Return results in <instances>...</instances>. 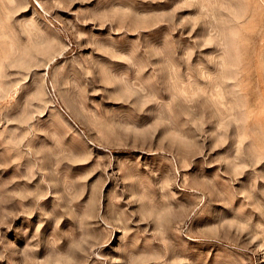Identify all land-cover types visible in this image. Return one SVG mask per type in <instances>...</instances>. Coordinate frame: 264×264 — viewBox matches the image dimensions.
<instances>
[{"label":"rangeland","instance_id":"obj_1","mask_svg":"<svg viewBox=\"0 0 264 264\" xmlns=\"http://www.w3.org/2000/svg\"><path fill=\"white\" fill-rule=\"evenodd\" d=\"M0 264H264V0H0Z\"/></svg>","mask_w":264,"mask_h":264}]
</instances>
